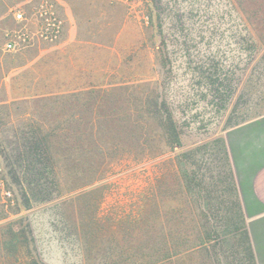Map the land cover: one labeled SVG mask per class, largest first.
<instances>
[{"label": "rangeland", "instance_id": "1", "mask_svg": "<svg viewBox=\"0 0 264 264\" xmlns=\"http://www.w3.org/2000/svg\"><path fill=\"white\" fill-rule=\"evenodd\" d=\"M40 1L0 0V238L6 241L8 230L24 229L28 249L47 264H88L94 249L86 248L105 243L104 237L84 239L90 221L101 219L100 230L114 232L115 242L125 237L138 244L140 229L125 221L145 211L156 214L143 200L153 194L159 212L181 215V227L194 239L199 208L182 186L176 156L203 144L216 149L215 140L231 124L264 113V0H158L157 10L151 0H110L109 17L93 19L95 31L109 35L108 83L104 64L103 83L95 73V87L76 90L39 87L43 79L56 84L52 55L29 64L36 47L47 42L28 47L14 36L23 21L13 12L30 17ZM8 42L13 49L6 48ZM27 65L44 70V78L37 81ZM214 75L218 79L210 88ZM32 86L35 92L27 97L9 95ZM157 94L159 106L164 99L181 131V147L174 150L161 137L157 120L147 127L136 120V107ZM127 117L129 125L122 121ZM29 128L48 135L59 190L51 201L24 206L3 154L13 135ZM143 131L154 135L153 141L139 140ZM149 149L154 153L143 155ZM158 226L150 222V228ZM28 249L21 262L0 257V264L30 261ZM207 256L205 249L187 252L168 264H199Z\"/></svg>", "mask_w": 264, "mask_h": 264}, {"label": "trees", "instance_id": "2", "mask_svg": "<svg viewBox=\"0 0 264 264\" xmlns=\"http://www.w3.org/2000/svg\"><path fill=\"white\" fill-rule=\"evenodd\" d=\"M151 1L157 10L158 0ZM161 26L158 24L160 34H162ZM217 79L216 76L213 79L209 78L207 85H211V88ZM229 87L225 85L226 89H230ZM158 97L157 94L141 101L140 107H136L140 112L136 120L146 122L145 127L150 121L157 120L161 137L165 144L174 150V147H181V131L166 101L162 99L159 106L156 99ZM122 121L128 125L131 122L128 117ZM239 123H233L230 127ZM13 137L12 146L9 147L8 152L4 151L3 156L9 174L17 179L23 205L29 206L30 202L51 201L59 190V183L48 146V135L29 128L22 129L18 137L16 135ZM138 139L147 144L153 141L154 135L143 131ZM214 143L216 149L215 145L212 149H208L207 145L203 144L187 153L181 151L176 156L182 186L188 194L193 195L190 201H194L199 208L194 215L197 224L194 239L190 240L189 236L192 234H187V231L181 227L183 223L181 215L161 214L157 197L153 194L146 195L143 197V200L147 201L144 205L154 206L157 213L152 210L145 211L135 217V220L126 218L129 220L125 221L131 225L130 228L140 229L138 230L140 243L132 245L125 237L122 243L115 242L111 239L114 232L104 235L100 229L105 223L95 218L90 221L91 228L84 239L92 238L99 241L104 237L100 242L105 243L86 248L87 251L94 249L93 261H89L88 264H113L120 261L135 264L139 260L143 261L139 264H168L179 260L187 252H199L202 249H205L209 256L199 264H256L246 216L224 137L218 138ZM102 153L100 151V154ZM153 153L154 151L150 149L146 152L143 150V155L151 156ZM152 220L158 222L157 228H150ZM4 236H7V239L6 241L1 239L3 238L1 235L0 251H9V254L4 253L0 257L2 260L12 258L14 262H21L22 251L29 248L28 232L24 229H10ZM206 244L210 246L209 249L206 248ZM27 251L31 259L23 264H47L35 249ZM112 257L117 259L110 263Z\"/></svg>", "mask_w": 264, "mask_h": 264}, {"label": "crops", "instance_id": "3", "mask_svg": "<svg viewBox=\"0 0 264 264\" xmlns=\"http://www.w3.org/2000/svg\"><path fill=\"white\" fill-rule=\"evenodd\" d=\"M110 4V0H42L34 3L31 16L25 17L14 36L28 47H35L36 42L41 40L47 42L44 47H36L37 57L29 64L40 63L38 60L42 56L52 55L56 84L43 79L45 83L39 87L93 88L95 73L98 81H104V64L107 73L105 81L108 83L109 35H104L102 28L95 31L93 19L95 16L108 18ZM104 40L107 41L105 44ZM27 66L30 74L38 77L37 81L40 76L44 78V70ZM33 87L14 94L10 92L9 95L24 98L35 92ZM223 137L256 264H264V113L228 128Z\"/></svg>", "mask_w": 264, "mask_h": 264}, {"label": "built area", "instance_id": "4", "mask_svg": "<svg viewBox=\"0 0 264 264\" xmlns=\"http://www.w3.org/2000/svg\"><path fill=\"white\" fill-rule=\"evenodd\" d=\"M13 17L17 21H24L25 20V15L20 10H15L13 12ZM6 48L7 49H13L14 48V44L12 42H8V43H6Z\"/></svg>", "mask_w": 264, "mask_h": 264}]
</instances>
